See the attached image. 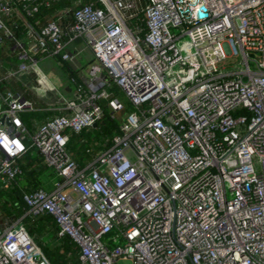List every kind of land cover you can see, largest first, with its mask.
Instances as JSON below:
<instances>
[{
    "label": "built area",
    "instance_id": "built-area-1",
    "mask_svg": "<svg viewBox=\"0 0 264 264\" xmlns=\"http://www.w3.org/2000/svg\"><path fill=\"white\" fill-rule=\"evenodd\" d=\"M60 2L0 0V45L18 60L0 84L85 49L97 62L33 130L21 117L33 102L0 88V189L22 175L26 142L59 179L22 192L25 215L0 226V264H51L23 223L46 215L78 264H264V0H74L33 22ZM142 13L144 37L132 26ZM112 85L133 111L81 167L70 134L97 127L101 101L112 119L125 110Z\"/></svg>",
    "mask_w": 264,
    "mask_h": 264
},
{
    "label": "trees",
    "instance_id": "trees-1",
    "mask_svg": "<svg viewBox=\"0 0 264 264\" xmlns=\"http://www.w3.org/2000/svg\"><path fill=\"white\" fill-rule=\"evenodd\" d=\"M73 1L74 0H61L59 4L53 7L42 5L39 12L34 16L33 22H36L40 26L45 25L48 21L55 18V14L61 6H71ZM73 7L74 6L71 8ZM5 21L10 27H12L18 37L22 38L24 36L23 27L16 28V22L13 20L10 21L9 18H5ZM132 26L138 27L140 29V35L144 37L147 32V20L145 14L142 13L137 18L133 19ZM6 44L13 47L11 41L5 40V44L0 45V50L3 48L2 46H5ZM8 61L7 64L10 66L9 71L14 70V68L16 69L18 62L17 58H10ZM90 63L95 64L97 62L93 58ZM62 65L66 70L69 79L77 77L76 71H73L71 66L68 67L69 63H64ZM2 66L3 64L0 62L1 73L4 71ZM2 87L23 93V91H21V84H19L14 78L2 83ZM117 89L119 88L116 85L109 87V91L113 96L116 95ZM26 96L27 98L29 97L28 95ZM100 104L104 107L105 112L103 118L97 123V127L86 129L79 134H70L69 137L67 150L70 156H72L81 167L84 166L86 162L95 158L111 143L113 136L119 132L117 123H114L115 120L112 118L110 119L108 116V111L110 112L111 110L108 107L107 101H101ZM61 114L62 113L57 111L55 115H52V118ZM21 117L24 124L33 130L36 126V124H34L35 126L33 127V123L36 121L35 118L39 117V115L33 114V112H28L22 114ZM26 146L28 151L19 161L22 175L18 177L9 188L0 189L1 218L10 217L11 219H17L24 216L26 212L21 192H34L39 189L51 190L54 187L53 180L58 179L57 176H55V173L52 172V169L47 166L45 158L39 150L32 147L28 142H26ZM23 223L51 264L79 263V246L67 236L59 237L58 226L53 216L46 215L36 219L25 217Z\"/></svg>",
    "mask_w": 264,
    "mask_h": 264
},
{
    "label": "crops",
    "instance_id": "crops-1",
    "mask_svg": "<svg viewBox=\"0 0 264 264\" xmlns=\"http://www.w3.org/2000/svg\"><path fill=\"white\" fill-rule=\"evenodd\" d=\"M80 46V45H78ZM3 48L0 50V62L3 64L2 68L4 71L1 73L0 76H4L8 73L10 70V66H8L7 61L10 60V58H15V53L13 50L12 46H9V44H6L5 46H2ZM88 51L85 49L82 54H80V59L81 61H77L76 63H72L71 65L69 64L68 67L71 66V69L73 71H77L81 67H84V70L81 71L82 78L83 80L87 79V68H89L92 64L90 63L91 60H87L86 64L83 66V54ZM58 64H61L58 60H56ZM9 62V61H8ZM10 65V64H9ZM15 67V66H14ZM17 68V66H16ZM15 69V68H14ZM7 71V72H6ZM6 72V73H4ZM19 84L22 86V90L24 94L28 95L29 99L33 102V104L36 107V111L33 112V114L39 115V117L35 118L36 121L33 123V127L35 126L34 124H41L48 120L49 118H52V115L56 114V107L60 106L62 103L63 98L70 99L73 97L74 94V88L73 86L69 83L66 86V96L60 95L58 92V89L54 86H52V82L45 81L46 78L42 77L39 74H34V73H22L17 75L14 78ZM12 90V89H11ZM59 112V111H58ZM28 113V112H26ZM24 114V113H23ZM22 116V115H21ZM23 120V119H22ZM53 172V171H52ZM54 173V172H53ZM56 176V175H55ZM55 180V181H54ZM53 183L56 181H59V179H54ZM54 188V187H53Z\"/></svg>",
    "mask_w": 264,
    "mask_h": 264
},
{
    "label": "rangeland",
    "instance_id": "rangeland-1",
    "mask_svg": "<svg viewBox=\"0 0 264 264\" xmlns=\"http://www.w3.org/2000/svg\"><path fill=\"white\" fill-rule=\"evenodd\" d=\"M82 44H83V41H81V40L77 42V45H82ZM87 50L88 51H86L83 54V60H82L83 66L87 65L86 64L87 60L94 58L91 50L90 49H87ZM77 61H81V60H77ZM77 61H75V62H77ZM38 66L39 67L35 70V74H39L42 77L46 78L45 81H47V82L51 81L52 86L53 87L55 86L58 89L59 94L66 96L67 94H66L65 89H66L67 84H69L70 82H69V78H68L69 76H68L66 70L64 69L63 65L58 64L55 59H46V60L39 61ZM88 69L89 68H87V71H88ZM83 70H84V67H81L80 69H78L76 71V74H80L82 76L81 71H83ZM87 74H88V72H87ZM0 88H2L4 91L7 90V88L2 87V84H0ZM73 88H74V86H73ZM114 97L118 98L123 103V105L125 107V110L123 112L115 114V119H113V120H115L114 123H117L118 129H120V127H121L122 123L124 122L125 118L127 117V115L129 113H131V111H133V106L130 103L129 99L126 97L125 93L120 89L116 90V95ZM101 106H102V104H101ZM102 108H103V111L105 112L103 106H102ZM108 113H109L108 116L111 119L112 118L111 111L110 112L108 111ZM17 219H19V218H17ZM17 219H11L10 217L9 218H1V216H0V226H2V228L5 226H9L12 222H14Z\"/></svg>",
    "mask_w": 264,
    "mask_h": 264
}]
</instances>
